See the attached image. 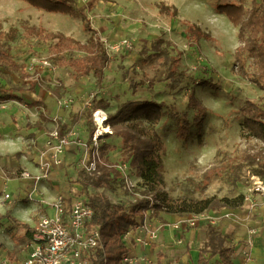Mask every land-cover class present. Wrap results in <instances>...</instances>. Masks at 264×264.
I'll return each mask as SVG.
<instances>
[{"label":"rangeland","instance_id":"374dc122","mask_svg":"<svg viewBox=\"0 0 264 264\" xmlns=\"http://www.w3.org/2000/svg\"><path fill=\"white\" fill-rule=\"evenodd\" d=\"M217 1L226 3L240 0H77L75 15L48 12L26 0H0V32L14 30L13 38L6 41L4 46L17 65H24L30 77L39 78L36 92L39 89L48 92L49 99L38 101L39 105L33 106L37 108L31 110L34 114L39 112L40 116L45 114L43 118L52 121L54 129H57L58 121V117L53 114L55 108L69 111L75 101L88 102L92 96L107 102V109L102 110L106 115L113 113L128 99L163 102L166 114L157 124L156 130L165 147L162 174L167 194L173 198L203 199L213 196L217 199H232L248 193L247 171L253 172L257 167L256 160L252 161V154L263 144L248 134L244 118L238 114L239 107L246 99H250L264 109V90L232 73L233 53L238 45L237 27L217 10ZM250 2L242 1L246 6ZM162 8H167L169 12L163 13ZM82 14L88 18L92 30L86 29ZM187 25L196 26L207 37H200L196 43H191L193 41L186 38ZM29 27L62 33L79 42L94 37L93 31L96 30L108 53L112 55L118 52L104 69L101 88L94 87V77L89 74L87 78H80L83 86H75L71 90V85L75 83L71 71L67 67L57 66L55 57L48 52L51 41L41 42L34 35L27 36L24 32ZM123 40L130 42L128 50L120 44ZM177 52L180 53L177 71L185 72L186 77L171 86L170 80L165 79L164 75L171 62L170 57ZM246 62L252 69L250 55H246ZM201 80L209 83L199 85ZM20 82L22 79L18 71L0 66V84L10 88ZM191 90L206 108V113L201 127H192L189 135L181 138L176 135L171 113L186 111L188 118L192 119V109L186 108ZM13 96L0 101V122L2 118L17 122L16 108L24 110V105L29 103L16 93ZM47 107L50 109L47 110ZM81 116L84 121L79 126L84 127L87 133L93 126L95 130L92 142L85 149L84 160L77 162V188L90 195H106L112 203L141 198L144 182L136 175L134 168L121 161L119 138L108 135L111 131L96 137L97 125L93 115L91 123L87 122L86 115ZM104 141L114 145V149L107 151L108 161H100L101 166L114 168L117 177L97 186L89 183V176L82 172L96 167V159L91 161L92 164L89 163L88 151ZM228 210L232 209L222 207L206 212L220 214ZM12 219L0 221V257L10 262L22 259L28 252L23 249L14 258L10 257L15 237L19 233L18 225ZM236 242L230 239L228 243L235 246ZM241 244L242 250L246 249L248 239H243ZM142 245L145 254L146 244ZM139 257L144 260L138 264L155 262L144 255ZM212 260H208L209 264H212Z\"/></svg>","mask_w":264,"mask_h":264},{"label":"trees","instance_id":"16d2710c","mask_svg":"<svg viewBox=\"0 0 264 264\" xmlns=\"http://www.w3.org/2000/svg\"><path fill=\"white\" fill-rule=\"evenodd\" d=\"M30 4L42 8L48 12H64L70 15L77 14V0H26ZM239 2L221 3L217 1V10L224 13L229 21L237 27L238 45L234 50V61L231 66L232 73L246 78L253 82L258 88L264 90V0H251L246 6ZM163 13L169 12L167 8H162ZM86 22V29L92 30L88 18L82 14ZM86 42H79L62 33L45 32L40 28L29 27L25 30L27 36L34 35L37 41H51L48 52L55 57V62L59 67H68L73 78L91 74L95 78L96 88H101L104 76V69L107 68L112 56L108 53L103 41L96 35ZM186 38L191 43H196L200 37H207L194 25L185 27ZM14 30L10 32H0V66L16 70L21 79H26L29 74L24 69V65H17L12 55L7 52L5 42L11 40ZM76 53H81L76 55ZM117 53V52H116ZM246 55L252 57L253 68L250 69L246 62ZM180 53L170 57L169 66L165 70L164 78L170 80L169 84L175 86L186 77L185 72L177 71L176 63ZM209 82L201 80L199 85ZM10 89V88H9ZM6 90L0 84V100L14 97L12 92ZM107 102L102 98L96 99L92 96L88 105H84L81 113L76 115V120L82 119V114L86 115L88 123L92 122V114L99 109H106ZM186 108L192 109L193 117L190 120L187 112H173L171 118L175 123V132L178 137L186 138L192 127L199 129L202 119L206 113V108L194 95L191 90L187 96ZM166 114L164 103L154 100L128 99L122 102L113 113L106 115L105 123L111 128V133L119 138L121 161L130 168H134L136 175L143 180L145 189L141 198L135 197L134 201L112 203L103 194H92L88 196V202L93 210V222L99 226L102 248L96 250L90 257V264H123V259L129 248L121 241L120 236L125 233L130 225H134L137 219H142L151 209L150 215L157 216L160 212L166 214H196L205 210H219L222 207L237 209L244 204V195L235 198L206 197L203 199L173 198L164 189V179L162 174V154L164 143L157 133L156 126ZM240 116L244 118V125L249 135L258 138L263 144L252 154V161L256 160L257 167L253 172L264 178V109L254 101L246 99L239 107ZM61 125L57 127L59 136L63 135ZM94 126L88 131L86 146L92 142ZM114 145L102 142L97 148L89 149V160L96 159V167L88 172L83 170L82 174L88 175L89 183L99 186L114 179L115 169L101 166L100 161H108L107 151L113 150ZM113 174V175H112ZM112 175V178L110 176ZM117 176H115L116 178ZM7 210L0 214V221L5 218L12 219L13 216ZM19 227V233L15 237L14 244L10 251V257L24 249L31 240L33 228L29 225L13 218ZM213 236L215 230L211 229ZM211 237V242H212ZM199 251V264H208ZM211 256H217L213 264H233L235 255L231 247H224L218 241L212 250ZM157 264H161L157 262Z\"/></svg>","mask_w":264,"mask_h":264},{"label":"crops","instance_id":"0c3cea01","mask_svg":"<svg viewBox=\"0 0 264 264\" xmlns=\"http://www.w3.org/2000/svg\"><path fill=\"white\" fill-rule=\"evenodd\" d=\"M95 32L100 37L96 30ZM117 54L118 52L111 55L112 60ZM88 76L90 75L73 78L71 75L75 83L70 89L83 86L80 78ZM38 80V77H30L29 74L28 78L22 79V82L10 89L1 84L7 92L16 93L29 103L24 105V110L16 108L17 122L4 118L0 122V214L9 210L11 216L30 227L34 226L40 216L53 213L51 204L58 193H68L70 185L79 183L76 181L78 179L76 169L79 167L77 162L85 158L88 138L84 127L79 126L84 120H76V115H79L83 106L88 104L87 100L75 101L69 111L55 108L53 114L58 117L56 127L58 125L64 127L63 135H67L70 142L63 153L58 155L61 163L53 162V148L48 147L46 141L55 127L54 123L44 119L45 114L40 116L39 112L34 114L31 110V108H37L33 106L39 105L38 101L45 102L49 99L47 91L38 88L36 92ZM94 87L96 88L95 78ZM49 109L50 107H47V110ZM27 115H29L28 118H26ZM30 115L33 117L30 118ZM22 173H27L28 176ZM5 193L9 195V198H4ZM255 200L257 205L253 210L248 208V204H244L228 212L210 213L215 216L214 223L200 222L193 227H188L184 223L175 227L174 225L184 218L181 215L160 212L155 217L146 214L144 218L137 221L144 224L145 228H157V236L151 242L144 243L146 244L145 254L142 250L143 243L134 245L135 241L131 238L133 251L136 255L151 258L155 261L154 264L157 262L199 264V251L204 248L206 251L202 253L203 258L208 264V260L213 259V264L217 256H211L210 250L220 241L222 246L233 249L235 255L233 264H264V198L257 196ZM232 214H234L233 217H231ZM144 227L135 235L146 237L147 232ZM251 227L255 228L256 232L252 235V244L246 247L251 253V259L246 261L241 243L243 239L250 238L249 228ZM211 229L216 232L214 236ZM230 239L237 240L235 246L229 245ZM202 243L203 246H200ZM245 243L247 244V241Z\"/></svg>","mask_w":264,"mask_h":264},{"label":"built area","instance_id":"2783aa9c","mask_svg":"<svg viewBox=\"0 0 264 264\" xmlns=\"http://www.w3.org/2000/svg\"><path fill=\"white\" fill-rule=\"evenodd\" d=\"M120 44L122 47H127V50L131 47L130 42H127V40H123ZM94 113L95 111L92 114L93 116ZM69 142V137L67 135L59 136L57 129L50 132L46 145L53 148V162L55 164L61 163L58 155L63 153ZM92 160H89L90 164H92ZM94 169H88L87 171L90 172ZM22 175L28 176L27 173H22ZM247 178L249 186L248 193L243 196L244 204H248V208L253 210L257 205L255 198L257 196L264 198V178L251 171H247ZM77 185H70L68 193H58L51 204L53 213L42 215L36 220L32 227L31 240L24 248L28 250L25 257L14 262L0 257V264H90L91 255L102 248V242L99 226L93 222V210L88 202V192L77 188ZM4 198H9V195L5 193ZM148 212L150 214L151 209ZM200 222L214 223L215 216L206 212V210L196 214L192 213L180 219L174 226L184 223L193 227ZM143 227L144 224L136 221L120 236L121 241L129 248L123 259V264H138L144 260L134 253L131 238L135 241L134 245L146 243V241L149 243L156 238L157 228L153 227H144L147 232L146 237L135 235ZM255 232V228H249L250 238L248 243L250 245L252 244L251 237ZM242 253L245 259H251L249 249L242 250Z\"/></svg>","mask_w":264,"mask_h":264},{"label":"bare ground","instance_id":"6f19581e","mask_svg":"<svg viewBox=\"0 0 264 264\" xmlns=\"http://www.w3.org/2000/svg\"><path fill=\"white\" fill-rule=\"evenodd\" d=\"M93 117L97 125L96 137H99L100 135L105 133H110L111 130L109 126L105 125L106 113L99 109L95 111Z\"/></svg>","mask_w":264,"mask_h":264},{"label":"clouds","instance_id":"9594fccd","mask_svg":"<svg viewBox=\"0 0 264 264\" xmlns=\"http://www.w3.org/2000/svg\"><path fill=\"white\" fill-rule=\"evenodd\" d=\"M106 124V123H105Z\"/></svg>","mask_w":264,"mask_h":264}]
</instances>
